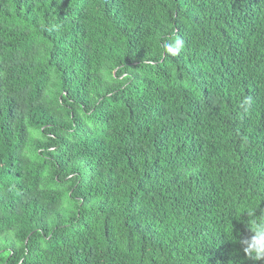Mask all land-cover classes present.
<instances>
[{
    "label": "trees",
    "instance_id": "1",
    "mask_svg": "<svg viewBox=\"0 0 264 264\" xmlns=\"http://www.w3.org/2000/svg\"><path fill=\"white\" fill-rule=\"evenodd\" d=\"M261 212L264 0H0V264H264Z\"/></svg>",
    "mask_w": 264,
    "mask_h": 264
},
{
    "label": "clouds",
    "instance_id": "2",
    "mask_svg": "<svg viewBox=\"0 0 264 264\" xmlns=\"http://www.w3.org/2000/svg\"><path fill=\"white\" fill-rule=\"evenodd\" d=\"M164 52L171 56H177L185 47V41L180 36H176L171 42L162 45ZM252 235L241 241L245 255L254 260L264 259V212H261L260 218L254 221Z\"/></svg>",
    "mask_w": 264,
    "mask_h": 264
}]
</instances>
